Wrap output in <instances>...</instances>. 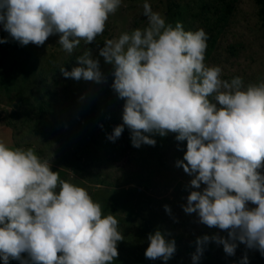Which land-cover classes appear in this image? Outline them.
<instances>
[{"label":"clouds","instance_id":"9594fccd","mask_svg":"<svg viewBox=\"0 0 264 264\" xmlns=\"http://www.w3.org/2000/svg\"><path fill=\"white\" fill-rule=\"evenodd\" d=\"M121 5L122 0H0V26L21 46H43L58 35L62 50L72 54L82 42L94 44ZM142 8L143 27L106 38L95 52L86 47L76 66L58 71L65 79L101 84L107 77L99 58L112 66L110 88L124 103L122 123L107 135L109 141L125 127L134 148L155 146L154 136L170 133L186 141L176 166L191 179L180 207L195 214L196 223L227 233L196 237L192 264H199L210 242L227 256L235 255L238 244L264 256V79H222L221 67L205 63L203 28L168 22L148 0ZM7 42L0 38V44ZM163 208L171 216L170 206ZM170 235L159 229L147 234L145 258L167 264L177 251ZM122 240L117 218L105 214L86 189L62 179L33 148L0 142L3 264H114ZM239 264H249L246 252Z\"/></svg>","mask_w":264,"mask_h":264},{"label":"rangeland","instance_id":"374dc122","mask_svg":"<svg viewBox=\"0 0 264 264\" xmlns=\"http://www.w3.org/2000/svg\"><path fill=\"white\" fill-rule=\"evenodd\" d=\"M144 2L122 0L106 23L108 33L103 39L143 27ZM148 2L168 22H182L185 30H205V63L221 67L222 79L240 76L246 84L264 79V30L254 0ZM0 38L8 40L0 44V142L9 147L33 148L51 161L52 171L86 189L105 214L117 218L124 240L118 242L119 255L114 264H163L144 256L146 236L157 229L170 233L166 238L176 242L177 251L167 264H192L190 254L195 251L198 236H227L224 231L196 223V215H186L183 210L178 214L183 221L171 232L165 211L159 215L144 211L143 201L147 206L163 208L164 196H175L186 203L191 177L176 166V161L183 159L186 141L177 142L175 134L170 133L154 136L155 146L134 148L126 127L115 142L106 138L122 123L124 103L110 88L112 66L98 57L107 77V83L101 84L65 79L58 71L61 65L69 71L76 66V57L86 47L95 52L96 41L92 45L82 42L68 54L57 43L58 35L49 37L43 46H21L0 26ZM249 207L254 205L249 203ZM245 252L260 254L238 244L235 255L227 256L222 246L210 242L199 264L232 260ZM9 264L19 262L10 260Z\"/></svg>","mask_w":264,"mask_h":264},{"label":"trees","instance_id":"16d2710c","mask_svg":"<svg viewBox=\"0 0 264 264\" xmlns=\"http://www.w3.org/2000/svg\"><path fill=\"white\" fill-rule=\"evenodd\" d=\"M254 1L259 6V15H260L263 30H264V0H254ZM106 33H108L107 28H105L103 35L98 36L96 38V43L94 46L103 44V41L105 40V39H103V36ZM46 95H49L48 91L46 92ZM247 255H248L249 264H264V256H262L261 254H247ZM241 257H242V255L238 256L232 260L206 262V263H202V264H239Z\"/></svg>","mask_w":264,"mask_h":264},{"label":"crops","instance_id":"0c3cea01","mask_svg":"<svg viewBox=\"0 0 264 264\" xmlns=\"http://www.w3.org/2000/svg\"><path fill=\"white\" fill-rule=\"evenodd\" d=\"M164 199L166 200V204L170 206L171 208V216L167 213H165L166 221L171 225V232H173V228L175 224H178L180 221H183L178 217L179 212L182 210L180 207L181 204H184V201L179 200L175 196H164ZM140 207V206H139ZM142 207H144V211H149L150 214L155 213L156 215H159L162 211H164L163 208H158L157 205L147 206L146 201H143ZM173 217L176 218V221H173ZM184 232V231H182ZM171 239V238H170Z\"/></svg>","mask_w":264,"mask_h":264}]
</instances>
